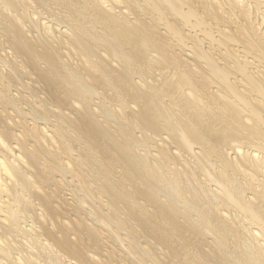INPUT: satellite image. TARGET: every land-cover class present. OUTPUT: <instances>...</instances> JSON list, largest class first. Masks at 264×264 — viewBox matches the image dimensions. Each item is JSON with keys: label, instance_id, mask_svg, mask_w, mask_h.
I'll use <instances>...</instances> for the list:
<instances>
[{"label": "bare ground", "instance_id": "6f19581e", "mask_svg": "<svg viewBox=\"0 0 264 264\" xmlns=\"http://www.w3.org/2000/svg\"><path fill=\"white\" fill-rule=\"evenodd\" d=\"M0 264H264V0H0Z\"/></svg>", "mask_w": 264, "mask_h": 264}]
</instances>
